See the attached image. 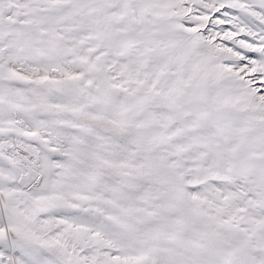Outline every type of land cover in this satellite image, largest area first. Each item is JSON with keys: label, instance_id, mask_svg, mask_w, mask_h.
<instances>
[{"label": "snow or ice", "instance_id": "snow-or-ice-1", "mask_svg": "<svg viewBox=\"0 0 264 264\" xmlns=\"http://www.w3.org/2000/svg\"><path fill=\"white\" fill-rule=\"evenodd\" d=\"M0 264H264V0H0Z\"/></svg>", "mask_w": 264, "mask_h": 264}]
</instances>
